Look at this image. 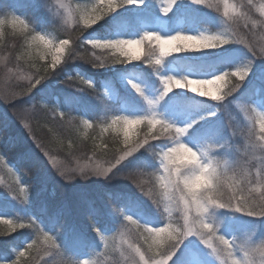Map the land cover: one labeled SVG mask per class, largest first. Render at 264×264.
Returning a JSON list of instances; mask_svg holds the SVG:
<instances>
[{
    "label": "clouds",
    "instance_id": "obj_1",
    "mask_svg": "<svg viewBox=\"0 0 264 264\" xmlns=\"http://www.w3.org/2000/svg\"><path fill=\"white\" fill-rule=\"evenodd\" d=\"M0 195V264H264V0H0Z\"/></svg>",
    "mask_w": 264,
    "mask_h": 264
},
{
    "label": "trees",
    "instance_id": "obj_2",
    "mask_svg": "<svg viewBox=\"0 0 264 264\" xmlns=\"http://www.w3.org/2000/svg\"><path fill=\"white\" fill-rule=\"evenodd\" d=\"M133 20H138V17H133ZM81 69L85 72H87L89 75H92L96 77L98 80L102 77L108 76V75H113L112 73L108 72H94L88 68H86L83 65H80ZM48 89H51L52 92H61L65 91L62 86H53V82H49V85L45 86V90L47 91ZM39 95V93L37 94ZM95 102L92 101L90 98H86V101H83V105L88 107L89 110H93ZM9 135L12 137H24V133L22 130L19 128L18 125L15 124V122L12 123V125L8 129ZM26 140V137H24ZM28 147H31L30 144L24 145V148L18 149L14 154H13V161L17 158V156L24 150H26ZM56 183H58L55 180L49 179L47 176H42L40 179L37 181L36 187L33 190V199H34V205L39 203L41 199H45L48 203L49 210L55 211L59 209L64 201H67L69 207L71 208V215L68 217V222L70 224H76L77 226L80 227H86L87 221L82 215L81 211V204L80 200L81 197H88L95 199L97 204H101V198L103 196V193L106 189L112 190V191H117V192H132L134 193V190L131 189V187L126 183V182H117V185H106L103 183H96V182H91L89 184H78L74 186H70L67 189V195L62 199L59 198H50L48 197L47 192L43 193L42 195L38 196L37 193L40 192V189L43 185L47 184L49 188L54 186ZM37 191L36 193L34 191ZM12 208V202L10 199L7 197L0 195V209H7L11 210ZM6 242H0V247H4Z\"/></svg>",
    "mask_w": 264,
    "mask_h": 264
},
{
    "label": "rangeland",
    "instance_id": "obj_3",
    "mask_svg": "<svg viewBox=\"0 0 264 264\" xmlns=\"http://www.w3.org/2000/svg\"><path fill=\"white\" fill-rule=\"evenodd\" d=\"M154 14H158V13H151V12H148L147 10H145L144 12H141V13H137V14H133V13H128L129 16L131 17H138V20H133L132 21V24L133 26H136L138 23H139V20L145 16H147L148 18H151ZM117 71H120V69H117ZM112 73V72H110ZM113 74V73H112ZM86 98L87 97H82V101H86ZM114 185H117V183H114ZM35 193L37 192L36 190L34 191Z\"/></svg>",
    "mask_w": 264,
    "mask_h": 264
}]
</instances>
